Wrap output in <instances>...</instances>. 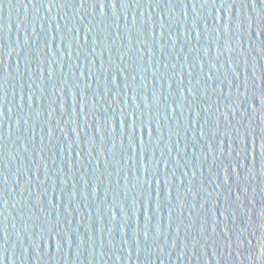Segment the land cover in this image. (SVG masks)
<instances>
[{
	"label": "water",
	"instance_id": "obj_1",
	"mask_svg": "<svg viewBox=\"0 0 264 264\" xmlns=\"http://www.w3.org/2000/svg\"><path fill=\"white\" fill-rule=\"evenodd\" d=\"M115 3L0 0V264H264V0Z\"/></svg>",
	"mask_w": 264,
	"mask_h": 264
},
{
	"label": "snow or ice",
	"instance_id": "obj_2",
	"mask_svg": "<svg viewBox=\"0 0 264 264\" xmlns=\"http://www.w3.org/2000/svg\"><path fill=\"white\" fill-rule=\"evenodd\" d=\"M81 5H83V0H81ZM112 7H114V8L116 7L115 0H113ZM130 118L131 119L136 118L135 113H132L131 116H130ZM141 126H144V120H143L142 116H141Z\"/></svg>",
	"mask_w": 264,
	"mask_h": 264
}]
</instances>
